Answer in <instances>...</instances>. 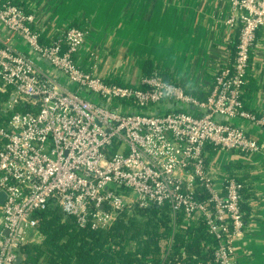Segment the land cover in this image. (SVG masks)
Returning <instances> with one entry per match:
<instances>
[{
    "label": "built area",
    "instance_id": "2783aa9c",
    "mask_svg": "<svg viewBox=\"0 0 264 264\" xmlns=\"http://www.w3.org/2000/svg\"><path fill=\"white\" fill-rule=\"evenodd\" d=\"M227 24L239 28L235 51L200 100L156 71L108 84L94 54V68L81 67L85 31L66 26L41 42L35 12L0 2V264H24V247L42 239L34 214L50 206L94 231L125 212L167 206L163 258L173 235L201 221L212 263H235L243 185L219 159L264 153L240 124L264 130V112L242 100L264 0H231Z\"/></svg>",
    "mask_w": 264,
    "mask_h": 264
},
{
    "label": "crops",
    "instance_id": "0c3cea01",
    "mask_svg": "<svg viewBox=\"0 0 264 264\" xmlns=\"http://www.w3.org/2000/svg\"><path fill=\"white\" fill-rule=\"evenodd\" d=\"M28 4L43 23L44 37L74 22L85 30L79 56L83 70L94 68L96 62L90 57L94 54L100 59L96 71L101 77L119 76L134 84L152 65L153 72L167 82L203 98L229 54L232 59L235 38L238 41L239 28L227 24L231 0H28ZM251 57L249 72L258 89L245 109L260 114L264 112V27L257 31ZM240 124L264 146V130ZM219 162L245 185V228L236 244L234 264H264V153L224 154ZM233 165L236 168L231 169Z\"/></svg>",
    "mask_w": 264,
    "mask_h": 264
},
{
    "label": "trees",
    "instance_id": "16d2710c",
    "mask_svg": "<svg viewBox=\"0 0 264 264\" xmlns=\"http://www.w3.org/2000/svg\"><path fill=\"white\" fill-rule=\"evenodd\" d=\"M0 2H9L24 13L32 12L29 9L28 0H1ZM71 26L85 31L75 22ZM41 42L46 43L44 34ZM236 45L235 38L234 51ZM251 58L250 54L249 67ZM140 65L141 68L144 67V63ZM249 67L242 87L244 108L258 89L255 79L249 72ZM84 70L89 72L91 69ZM152 71L151 65L143 75H148ZM123 81L119 76L105 78L108 84L125 85ZM193 96L200 100L205 99L203 96ZM212 155L214 152L210 151V156ZM234 168H236L235 165L231 167V169ZM227 176L235 178L243 185L241 191L243 200L245 197L243 179L232 174L231 171L227 172ZM241 210L244 220L243 203ZM34 217L37 221L36 230L42 240L24 247V264H198L200 260L214 264L211 251L204 244L211 240L205 224L201 221L195 227L188 228L185 233L173 235L169 254L163 258L162 241L167 240L171 235L167 206L136 209L132 214L125 212L119 215L111 227L99 231L78 228L74 218L64 214L56 206L36 212ZM181 251L185 254L184 258Z\"/></svg>",
    "mask_w": 264,
    "mask_h": 264
},
{
    "label": "water",
    "instance_id": "95a60500",
    "mask_svg": "<svg viewBox=\"0 0 264 264\" xmlns=\"http://www.w3.org/2000/svg\"><path fill=\"white\" fill-rule=\"evenodd\" d=\"M4 199H5V194H4L3 192H1V193H0V204L4 201ZM23 258H24V256H23ZM21 260H22V258L19 257V258L17 259V261H16V264H20Z\"/></svg>",
    "mask_w": 264,
    "mask_h": 264
},
{
    "label": "rangeland",
    "instance_id": "374dc122",
    "mask_svg": "<svg viewBox=\"0 0 264 264\" xmlns=\"http://www.w3.org/2000/svg\"><path fill=\"white\" fill-rule=\"evenodd\" d=\"M37 239H38V240H40V238H39V237H37Z\"/></svg>",
    "mask_w": 264,
    "mask_h": 264
}]
</instances>
